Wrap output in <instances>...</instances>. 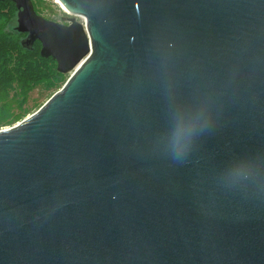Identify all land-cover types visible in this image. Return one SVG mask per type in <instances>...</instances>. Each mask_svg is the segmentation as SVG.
Returning <instances> with one entry per match:
<instances>
[{"label":"water","instance_id":"1","mask_svg":"<svg viewBox=\"0 0 264 264\" xmlns=\"http://www.w3.org/2000/svg\"><path fill=\"white\" fill-rule=\"evenodd\" d=\"M0 2L69 75L0 130V264H264V0Z\"/></svg>","mask_w":264,"mask_h":264},{"label":"trees","instance_id":"2","mask_svg":"<svg viewBox=\"0 0 264 264\" xmlns=\"http://www.w3.org/2000/svg\"><path fill=\"white\" fill-rule=\"evenodd\" d=\"M15 8L10 2H0V128L19 122L29 111L25 106L37 85L57 88L56 83L64 78L52 59L41 58L39 43L31 52L21 47L23 36L14 29Z\"/></svg>","mask_w":264,"mask_h":264},{"label":"rangeland","instance_id":"3","mask_svg":"<svg viewBox=\"0 0 264 264\" xmlns=\"http://www.w3.org/2000/svg\"><path fill=\"white\" fill-rule=\"evenodd\" d=\"M34 7L36 9V12L44 17L45 19L49 21H53L60 24L68 25L70 23L71 19H75L78 23H81L84 25V19L78 16H73L68 14L60 4L56 2V0H32ZM12 3V2H10ZM13 4V3H12ZM15 7V5L13 4ZM16 9V8H15ZM9 8H6L4 10L5 13L9 12ZM23 38V37H22ZM41 45H38L39 51H40ZM63 81L60 83H56L57 88H47L46 85H37L30 93L28 102L25 106L26 109L29 111L22 117V119L19 122H16L12 125H8L5 127L0 128V130L7 129L10 127H13L23 121L24 119L28 118L32 114L36 113L56 92H58L62 87L65 85V83L69 79V75H62Z\"/></svg>","mask_w":264,"mask_h":264},{"label":"bare ground","instance_id":"4","mask_svg":"<svg viewBox=\"0 0 264 264\" xmlns=\"http://www.w3.org/2000/svg\"><path fill=\"white\" fill-rule=\"evenodd\" d=\"M56 2L58 3V4H60L59 2H58V0H56ZM61 5V4H60ZM62 7V6H61ZM63 8V7H62ZM64 9V8H63ZM65 10V9H64ZM66 11V10H65ZM67 12V11H66ZM68 13V12H67Z\"/></svg>","mask_w":264,"mask_h":264},{"label":"built area","instance_id":"5","mask_svg":"<svg viewBox=\"0 0 264 264\" xmlns=\"http://www.w3.org/2000/svg\"><path fill=\"white\" fill-rule=\"evenodd\" d=\"M84 24H85V20H84Z\"/></svg>","mask_w":264,"mask_h":264}]
</instances>
